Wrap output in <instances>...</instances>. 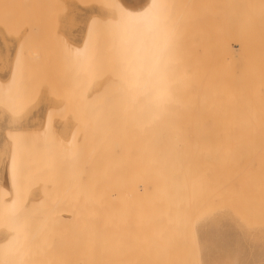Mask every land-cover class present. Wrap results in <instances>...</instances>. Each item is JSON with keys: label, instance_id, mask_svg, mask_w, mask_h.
I'll use <instances>...</instances> for the list:
<instances>
[{"label": "bare ground", "instance_id": "1", "mask_svg": "<svg viewBox=\"0 0 264 264\" xmlns=\"http://www.w3.org/2000/svg\"><path fill=\"white\" fill-rule=\"evenodd\" d=\"M250 1L248 2L252 3L253 7L254 3ZM260 1L261 3H259ZM260 1L256 2L260 6L257 5V8L254 4L257 9L253 10H251L250 4L244 3L248 5L244 6L249 7V10L242 12L243 16L248 12L251 14L249 15L251 18L256 15L254 16L256 18L253 17L254 20L260 16L257 20L258 23H254L253 19H250L252 21L247 20L248 16H245L243 21V16H239L240 19L236 15L240 19L239 23L240 21L242 23L236 22L237 27L234 26L236 27L234 29L237 30L241 26V29L237 30L239 33L243 30L246 32L251 30L246 34L251 37L246 39L248 36L241 33L240 38L245 36V40L243 39L244 41L241 42L242 39H240L241 43L238 41L239 51H237L239 53L236 54V57L242 61V64L237 74L230 70L232 57L227 58V70L223 73L219 70H202L201 61L198 63L196 60L193 61L192 68L187 59V62L183 60V64L178 62V57L173 50L176 32L173 27V10L170 0H149L143 8L137 11L128 10L117 3L112 9L113 15L105 22L99 23L97 19L90 20L86 38L80 47L72 46L64 39L62 40L65 68L71 87L69 92L78 98L76 100L79 102L75 101L76 109L79 108L76 113L79 114L77 111H81L82 116L79 115L84 119V124L88 125H85L87 130L81 129L86 132L90 130V133L105 131L103 129V127L106 128L103 124L105 117H107V121L109 119L112 121L111 117H115V113L110 108L113 105H118L121 109L117 112L121 113L120 118H123L121 121L125 124V127L122 128L132 131L134 138L143 140L141 152L138 151L139 155L136 153L140 158L138 162L141 166L138 164V168L127 175L128 178L122 177L128 180L133 178L137 183H146L143 184V188L141 187V193H143L141 197H146L147 204L143 197L139 201L141 205L144 203L147 206L146 213L149 215V220L147 218L140 219L144 213L141 207V210L138 211V213L141 212L139 218L132 217L137 220V223L144 221L141 225L150 221L151 223L149 226L147 224V227L159 230L158 232L161 234L165 232L164 230H169L170 233L178 235L174 237L171 234L168 237L169 232H166L165 236L167 237H165L164 233L160 234L159 240L167 241L168 246H164L162 242L157 244V249L160 247L162 250V245L169 247L170 244L171 248L175 250L174 253L177 251L181 253L180 261L178 258H174L176 257L174 254V257L171 256L172 260L176 259V262H180L177 264H190L191 259L195 257V251L193 255L190 252L193 246L191 244L193 239L191 226L200 216L199 211L203 206L202 203L207 200L219 203L222 201L221 206L228 201H241L243 222L248 235L247 241L254 247H259L262 244L261 222L264 223L261 221V219L264 220L262 204L264 203V69L261 68L264 64V38L261 34H264V18H261L263 14L261 11H264V5L261 7L262 0ZM153 4L160 5V7L150 8ZM236 9L234 8V10ZM234 10L231 12L235 13ZM258 11L261 15L258 14ZM126 12L137 15L139 18L133 23H128L122 18V13ZM237 17L235 19H238ZM246 20L249 25L247 27L246 24V27L249 30L245 29V26L243 27V22L245 25ZM232 24L234 25V23ZM99 26L103 27L109 44L106 58L109 61L108 65L113 67L110 72L102 71L99 65L101 57L98 47ZM229 34L231 33L229 32ZM233 37L235 38V36ZM254 37L256 38L254 39ZM228 56L231 55L228 53ZM103 76L107 78L112 76L113 80L108 79L106 83H103L102 88L96 91L95 80ZM0 89L2 88L0 87ZM19 89L20 73L15 65L0 95L1 104L11 114L16 113L17 110ZM110 110L113 114L110 113ZM78 114L76 115L79 116ZM107 114L110 117L106 116ZM116 114L118 115V113ZM83 119L79 120L78 118L77 120L82 122ZM103 135H96L94 138L101 139L104 137ZM10 136L12 143H10L5 168H0V181L3 172L7 179L6 185H0V264H33L36 249L28 244L29 238L26 230L31 227L32 218L36 217L37 213L45 218L46 212L41 201L32 200L24 204L28 188L22 183V179H25L22 174L25 168L19 156L21 135L15 133ZM82 138H79V131L76 128L72 130L68 140L62 138L53 129L50 130L43 142L45 149L43 153L48 156L46 163L54 164L43 167V170L48 172V178L72 183L81 179L84 154L81 149L80 139ZM101 141L103 142V140ZM137 143H139V147L141 142ZM103 170L101 173H104ZM131 183L125 184L127 188L131 186L130 193L137 192L138 184ZM125 185L124 187H126ZM128 189L130 190V188ZM106 191L108 192V190ZM92 197L90 198L92 199ZM97 197L98 199H96ZM97 197H94L96 199L94 201L101 202L99 196ZM59 199L56 200L55 206L62 202ZM121 202L125 204L123 199ZM55 206L48 214L57 211ZM124 210L126 211L124 206L117 211L113 210V216L114 212L119 215L123 211L120 218H123L124 215L126 218L132 219L130 217L132 212L125 214ZM134 212L136 211L134 210ZM106 215L105 217L108 219L109 217ZM115 220L117 221V219ZM123 221H119L121 222L120 226L128 224ZM134 222H130L131 225H136ZM132 226L134 227V225ZM185 248H188L187 253H184ZM120 250L122 251V249ZM119 258L124 259V257ZM196 263L198 264V262Z\"/></svg>", "mask_w": 264, "mask_h": 264}, {"label": "rangeland", "instance_id": "2", "mask_svg": "<svg viewBox=\"0 0 264 264\" xmlns=\"http://www.w3.org/2000/svg\"><path fill=\"white\" fill-rule=\"evenodd\" d=\"M148 1L149 0H130L132 4V6H130L125 0H0V29H2L4 33L11 38H17L19 33L26 26L30 27V32L33 33L34 31H40V34L43 33L42 30L44 29V27H47L48 29L51 26V29H53V31L55 27L58 76L61 78V81L64 80L67 87L65 95H63L62 97L57 96L58 99H61L66 103V116L64 118H60L65 119L66 117H71L73 121L72 127L66 124L55 125L52 121V113L49 111L46 115L45 122L40 128L38 127L35 130L30 129L29 131L24 132L21 131V127L28 126L27 123H25L24 125L10 123L7 125L8 127L5 132V136L7 138H0V168L4 169L6 158L8 157L10 151V143H12L10 135H13L15 133L21 135V139L19 142L21 145V150H19V156L21 161L24 163L25 168L24 172H22V174H24L25 176V179H22V183L28 188L24 204H27L32 200L36 202L41 201L44 204V210L46 212L45 218L41 217L37 213V216L32 218L33 221L32 224H30L32 228L30 227L26 230L27 236L29 238L28 244L36 249L33 256V264H177L178 261L176 262L175 260L177 258L178 260L179 258H181V253H179L178 251L177 253H174L175 250L171 248L170 244L169 247H164L168 246L166 244L167 241L162 242V239L159 240V238H161L159 237L161 234L158 232L159 230H154L147 227V224L149 226V223H151L150 221L149 223L147 222L142 224L143 226L146 224L143 227L141 223H143L144 221L142 222L140 220L141 222L137 223V220H135L136 217L139 218V213L141 214V212L138 213V211L141 210L140 207L142 208V212L146 213L147 206L143 202L142 205L140 203L143 197L144 201H146L145 203L147 204L146 197H141V195H143V193H141V187L146 183H137L133 180V178L128 180L127 178L129 176L127 177V175L133 173L135 169L140 165V163L138 162L140 159L138 153L142 150L141 145L143 140L134 138L133 132H130L129 129H123L125 127V124L122 123L123 118H120L121 113L117 112L121 109L118 105H113L112 108H110L113 110V113H115L114 115L117 118H115L114 116L111 117L112 121H110V119L108 118V121H110L108 123V121L106 120L107 117H105L104 123L102 122L105 127L109 128L110 130L103 127L105 131H100L101 133L99 131L90 133V130L86 132L87 128H85V125L87 123L84 124L85 121L81 117V111H77L81 116L76 113V110L79 109L78 107L76 109L75 106L76 102L78 101L76 99L78 98L76 96L74 97L72 92H69V88L71 87L68 83V72H66L65 61L63 57L62 40L64 39L72 46L80 47L84 39L86 38L90 20L97 19L99 23L105 22L111 17V15H113L112 9L117 3L128 10L137 11L143 8L148 3ZM170 1L173 10V27L174 31L176 32L173 50L176 57H178V62L183 64L188 60L191 63L192 68V64L194 65L193 61L196 60L197 63L201 61L202 70H219V72L223 73V71L226 72L227 70V58L232 57L233 61H231L232 67L230 70L234 74H237L240 70V65L242 64V61L240 59L238 60L236 57V54L239 53L238 43L240 42V39H242L241 42L244 41L245 36H248L246 37V39L251 37L249 36V34L246 35L247 33H249V31H251L247 28L249 27L247 20L253 19V17L256 16L254 15L251 18V16H249L251 14H249L248 12H246L243 16L244 11L249 10V7L244 6L247 4L244 3H248L249 5L250 3L248 1L250 0H245V2H243V0H233L234 2L232 0ZM259 1L251 0L250 2H253L257 7V3ZM263 2L264 0H262L261 7H263L264 5ZM259 3H261V1ZM251 4L249 5L251 7V10L255 9L256 7L254 6V4L253 7ZM258 6H260V4ZM261 7L259 8L262 10ZM234 8L237 9L234 10ZM231 9L234 10L235 13L231 12ZM236 11H239L240 13L238 12L237 14ZM258 12V14H260V11ZM262 13L264 14V11H261V14ZM263 14L261 18H264ZM236 15H238V17L243 16V21L245 20L243 19L245 16L249 17L247 18L245 25L243 22V27L245 26V29L249 31H240L242 35L245 34L244 38H240V36L242 35L241 33H239V31L237 32L238 29H241L240 25H238L240 27L235 30L237 27V23H242L241 21L239 23L238 20H240L241 18L239 17V19ZM236 17L238 19H235ZM257 20L253 19V21H255L254 23H258ZM232 23H234V25ZM246 24L248 25L247 27ZM82 26L83 29L81 30L80 28ZM229 26L231 27L229 28ZM99 29L98 47L101 54V57L99 59L100 69L102 71L110 72L113 70V67L108 65L109 61L106 58L107 48L109 47L108 40L103 31V27L99 26ZM229 32L232 35L229 34ZM261 35L264 38V34ZM232 36H235L236 39L234 37L232 38ZM76 37L79 38L76 39ZM255 38L256 37H254V39ZM229 40H231V42H229ZM228 43L230 44L228 45ZM230 52L233 54H231ZM228 53L231 56H228ZM233 62L235 65L233 64ZM15 65H17L20 73V92L17 96L18 105H16V113L11 114L10 112H8V109L4 107L0 101V107H2L4 109V112L8 116H11L12 119L20 116L24 111H26V109L28 108L27 106L30 103L27 102L25 97H23L26 93L27 87L24 78V54L21 47L14 48L13 50V57L9 63V77L4 83L0 82V87L2 89L7 84ZM261 69H264V64L262 65ZM111 77L112 76L107 78L103 76L96 79L95 90L99 91L102 88L103 83H106L108 79L113 80V78ZM2 89H0V95L3 91ZM78 104V106H80V103ZM112 110H110L111 114H113ZM116 113H118V115ZM76 114H78L79 116H77ZM106 116L110 117L108 114ZM76 118H79V120H83L82 122H78ZM98 126L99 125H97V127ZM17 127H19V129ZM116 127H118L119 129ZM74 128L78 129L79 138L83 137L82 139H80L82 145L81 149L84 153L82 165L83 174L81 175V179L78 182L72 183L69 181H55L50 177L48 178V172H45L43 170V167L45 168L46 165L53 166L54 164L46 163V159L48 158V156L44 155L43 153V151H45L43 147L45 137L50 133V130L53 129L62 138L68 140ZM81 128H85L86 130H83ZM85 132L88 133L86 135L89 136L88 138L85 136ZM105 132L107 133V135ZM96 135H103L105 138H94V136ZM101 140H103V142ZM137 142H141L139 147V143ZM118 145L120 146L118 147ZM87 156L89 159L87 158ZM122 159H124L126 162ZM102 170L105 174L101 173ZM122 176L127 178L125 179ZM3 177L5 178L4 172L1 176L2 179L0 181V185L4 186L6 185L5 182L7 179H4ZM94 177L96 178L94 179ZM121 178L124 179L122 180ZM130 182H132L131 184H138V186L136 187L138 190L137 192L130 193L131 186L128 187L130 188L129 190L127 188V185H125L130 184ZM121 184H124L126 187H124V185L119 186ZM95 185L97 186L95 187ZM106 190H108V192ZM96 195L99 196V201L101 202L94 201L98 199ZM89 196H93L92 199ZM94 197L97 198L95 199ZM58 198H60L59 200H61L62 202L55 206L56 200H58ZM121 199L125 201V204L121 202ZM232 202L235 201H228L227 203L224 201V204L226 203L227 207L226 204L221 206L222 201L221 203H219L218 201L214 202L207 200L202 203L203 206L199 211L200 216L192 223L191 226V229H193L191 230V234L193 237V239L191 237V244L193 246L191 247V250H189L190 252H192V255L195 251V257L194 259H191L192 261L190 264H194L196 262H198V264H264V223L261 222L262 244L259 247L250 245L247 241L248 235L246 234L242 217V202ZM239 204L240 206H238ZM262 204L264 206V203ZM53 206H55L57 211H54L53 214H48L53 209ZM123 206L127 211L126 212L124 210V213L128 214L132 212V215L130 217L133 216L135 219L133 217L132 219L127 217L129 218L127 219L124 215L123 218L125 217L126 219H123L122 217L121 219L120 214H122L123 211H121L119 215L115 214L114 212V216L116 218L113 216V210L117 211L118 209H120V207ZM76 209L78 210L74 211ZM214 209L215 212H213ZM134 210L136 212H134ZM144 213H142L143 215H141L140 219L149 218V215L146 213V216L144 215ZM105 215L109 218L106 219ZM109 215L111 216V218ZM115 219H117V221ZM121 220H124L123 222L126 221V223L128 224H121L120 226L121 222L119 221ZM133 221H135L134 223H136V225L132 224L134 225V227L131 225ZM261 221L264 220L261 219ZM59 223L60 225H58ZM153 230L155 231V233ZM164 231L165 232L163 233L165 236V233L169 232V230ZM171 234L172 233L169 232L167 236ZM172 235L174 237L178 236L176 233H173ZM160 242L164 244V246L161 244L162 250L164 249V252L160 247V250L157 249V244H160ZM120 249H122V251ZM187 249L188 248L184 249V253H187ZM173 254L176 257H174ZM171 256L176 259L172 260L173 258L171 259ZM119 257H124V259H120ZM138 257L139 259H137Z\"/></svg>", "mask_w": 264, "mask_h": 264}, {"label": "crops", "instance_id": "3", "mask_svg": "<svg viewBox=\"0 0 264 264\" xmlns=\"http://www.w3.org/2000/svg\"><path fill=\"white\" fill-rule=\"evenodd\" d=\"M125 1L132 6L130 0ZM42 32V34L40 31L32 33L30 27L26 26L14 39L0 29V82L4 83L9 77V63L13 57L14 48L21 47L24 54V78L27 87L23 97L30 102L26 111L13 119L0 107V138L2 139L7 138L5 132L10 123L17 125L27 123L28 126L21 127V131L24 132L40 128L49 111L52 113V121L55 125L66 124L71 127L73 125L71 117L61 119L66 116V103L57 98L66 94L67 87L64 80L61 81L58 76L56 29L54 27L53 31L51 26L48 29L44 27Z\"/></svg>", "mask_w": 264, "mask_h": 264}, {"label": "snow or ice", "instance_id": "4", "mask_svg": "<svg viewBox=\"0 0 264 264\" xmlns=\"http://www.w3.org/2000/svg\"><path fill=\"white\" fill-rule=\"evenodd\" d=\"M156 7H160V5L153 4L150 6V8H156ZM144 14H146V13H144ZM144 14H141V15H144ZM122 18L125 19L128 23H133L139 17L137 15H133L132 13L126 12V13H122Z\"/></svg>", "mask_w": 264, "mask_h": 264}]
</instances>
